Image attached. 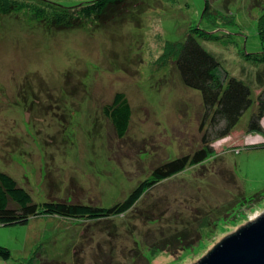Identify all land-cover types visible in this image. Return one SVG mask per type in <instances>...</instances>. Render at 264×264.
<instances>
[{"label":"rangeland","instance_id":"374dc122","mask_svg":"<svg viewBox=\"0 0 264 264\" xmlns=\"http://www.w3.org/2000/svg\"><path fill=\"white\" fill-rule=\"evenodd\" d=\"M3 1L0 170L37 203L110 206L153 167L203 144L208 124L201 95L183 84L165 52L166 41L182 40L188 29L217 27L209 39L197 36L200 44L249 84L253 99L264 86V61L244 58L264 50L258 33L264 0H103L102 9L79 18L70 13L89 0ZM116 92L131 108L122 137L102 113ZM254 110L255 103L229 133L209 141L214 152L203 164L156 184L126 213L95 222L38 215L26 224L0 225V245L10 250L0 264L197 260L264 211V131L249 128ZM260 125L264 129V117ZM217 215L222 219L202 252L151 255L146 247L162 230L193 229Z\"/></svg>","mask_w":264,"mask_h":264},{"label":"trees","instance_id":"16d2710c","mask_svg":"<svg viewBox=\"0 0 264 264\" xmlns=\"http://www.w3.org/2000/svg\"><path fill=\"white\" fill-rule=\"evenodd\" d=\"M43 3L50 2L43 1ZM102 3L103 0L77 2L75 6L83 10L70 14L75 18H79L80 15H90L96 6L102 9ZM6 5L3 0H0L1 9L4 10ZM207 11L208 4L204 8L203 16ZM228 17L231 18H228L229 20H234L231 14ZM57 18L64 19L65 14L59 13ZM216 29L217 27H214L211 31H206L199 27H192L187 30L182 40L166 41L165 45L166 55L169 60L173 61L183 84L188 88L198 90L201 95L204 109L202 122L207 121L208 127L201 136L203 144L199 148L192 153L162 161L153 167L123 200L116 201L110 206L52 199L37 203L33 201L28 190L20 186L14 177L0 170V225L26 224L30 218L38 215L95 222L126 213L156 184L188 167L203 164L207 157L214 152L209 141L229 133L253 103H255V110L250 118L249 128L256 132L264 131L260 125V120L264 117V86L253 99L249 84L243 79L229 74L216 57L197 39V36L205 39L213 37L217 32L213 30ZM258 33L264 42V11L258 18ZM244 58L252 62H263L264 50L263 52L244 53ZM102 113L112 124L116 135L122 137L127 131L131 116V108L125 94L116 92L112 101L102 107ZM257 196V194L251 196L248 200H253ZM221 219L219 215L215 216L213 220L203 217L197 225H193V229L188 225H183L181 229H177L171 234L162 230L163 235L161 234L159 239L149 242L146 247L151 255L159 252L175 255L178 252L189 250L196 253L202 252L209 246L210 234L218 228V221ZM0 258L5 260L10 258V250L7 247L0 245Z\"/></svg>","mask_w":264,"mask_h":264},{"label":"water","instance_id":"95a60500","mask_svg":"<svg viewBox=\"0 0 264 264\" xmlns=\"http://www.w3.org/2000/svg\"><path fill=\"white\" fill-rule=\"evenodd\" d=\"M179 264H264V211L237 224L197 260Z\"/></svg>","mask_w":264,"mask_h":264}]
</instances>
